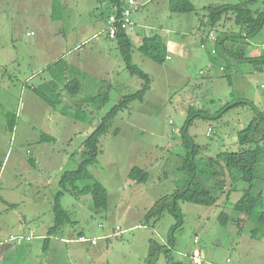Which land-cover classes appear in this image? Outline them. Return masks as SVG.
Returning a JSON list of instances; mask_svg holds the SVG:
<instances>
[{
  "label": "rangeland",
  "instance_id": "374dc122",
  "mask_svg": "<svg viewBox=\"0 0 264 264\" xmlns=\"http://www.w3.org/2000/svg\"><path fill=\"white\" fill-rule=\"evenodd\" d=\"M190 1L194 13L175 14L170 0H135L133 65L152 82L144 100L121 111L100 137L101 152L89 168L107 189L109 206L96 210L92 195L63 192L61 205L71 223L50 237L44 249L62 176L78 169L85 141L101 119L124 96L142 90L145 82L130 75L117 41L103 33L109 10L114 12L108 0H59L56 12L54 0H0V245L12 244L1 253L0 264H189L195 250L203 254L202 264H264V225L235 211L248 186L240 183L242 191L229 194L230 180L219 164L214 170L226 181L221 192L213 188L214 177L200 180L223 199L221 208L227 210L219 213L228 214L229 226L220 222L218 205L181 202V223L169 212L145 217L159 199L185 184L186 176L179 170L187 153L181 131L190 114L211 117L196 118L188 127V135L200 147L199 159L206 160L237 152L239 132L264 113V28L255 36L228 40L241 32L228 20L214 30L225 42L217 50L203 47L208 32L204 9L244 0ZM248 6L264 11V0ZM146 29L171 42L167 47L172 60L158 65L139 52ZM59 42L58 50L51 51ZM228 58L232 62L225 70L216 66ZM86 60L102 66L101 74H78L68 68L69 62ZM209 63L216 67L208 69ZM61 74L63 84L74 76L83 88L76 100L61 85L64 102L56 110L32 89ZM102 91L109 92L108 101L104 94L98 96ZM238 101L247 104L220 113ZM7 113L15 119L13 131ZM44 134L49 140L41 141ZM134 167L148 171V182L130 179ZM255 183L254 191L264 197V178ZM117 227L121 236L103 239ZM31 232L32 241L23 247L10 240ZM80 235L98 243L82 244ZM152 242L157 255L150 263Z\"/></svg>",
  "mask_w": 264,
  "mask_h": 264
},
{
  "label": "trees",
  "instance_id": "16d2710c",
  "mask_svg": "<svg viewBox=\"0 0 264 264\" xmlns=\"http://www.w3.org/2000/svg\"><path fill=\"white\" fill-rule=\"evenodd\" d=\"M108 1L113 8L118 6V8L121 9L124 5L122 0ZM255 2H258V0H244L239 4H223L205 8L204 12L205 17L207 18L205 26L208 28V32L206 39H203V43L211 41L209 43H212L213 46H215L214 50H217L218 44L224 43L225 39L221 41V38L218 37L215 39L214 37L212 38L211 36H208V34L214 32L215 29L222 26V24L228 20L233 21V24L241 29L239 34L227 36L226 38H228V40H235L238 37L248 38L258 34L264 28V11L252 10L249 8L248 3L254 4ZM58 4L59 0H54L55 12L58 9ZM169 6L171 12L175 14H191L196 11L195 5L190 0H170ZM131 35V33L126 31H121L118 34L116 41L119 45L126 69L129 71L130 75L142 79L145 84L139 92L124 96L113 108H111L112 110L101 119L97 129L85 141L84 160L81 162L78 169L65 173L62 176L59 183L60 191L52 206L55 221L54 225L49 229V238L45 242V248H47L51 236L61 230L65 224L71 223L70 214L61 205V198L64 194L63 192L69 191L73 194L83 196L92 195L93 205L96 210H107L109 206L110 199L107 189L93 177L89 168L96 163L101 152L99 145L100 137L109 131L114 120L121 111L127 109L129 105L135 101L142 102L144 100L146 93L151 88L152 82L149 74L133 65L132 49L134 44ZM168 45L159 34L154 32L143 37L138 50L141 54L156 64L164 65L168 60H172L169 56ZM231 59L232 58L225 59L219 64L217 61L216 66L225 70V65L231 63ZM244 61L248 60L245 59ZM207 68H214V65H211L210 68L208 66ZM200 74L203 75V71H201ZM62 76L63 74L59 75L58 78L50 83L32 89L33 92L56 110L62 106L64 102L63 94L58 90L59 87L63 85L64 80L62 79L64 78ZM81 85L79 79L75 77V79L66 82L63 86L69 96L76 99L81 90ZM108 87L110 91L113 89L110 85ZM44 91H48L50 96ZM103 94L105 95L104 100L108 101L110 98L109 92L102 91L98 96H102ZM246 104L247 103L244 101H238L235 102V104H228L220 111V113H226L233 108ZM68 106L70 107V105ZM76 113L78 114L77 110ZM6 115L9 120V128L13 131L15 119H12L11 114L7 113ZM196 118L210 119L211 117H207V115L202 113L198 115L190 114L188 121L182 128V140L187 153L179 170L186 176L185 184L182 188L176 190L171 195L159 199L147 211L145 215L146 219H149L160 212H169L179 218V222L181 223L183 218V214L179 208L181 202L200 205L207 208L215 206L220 199L219 195L217 194V196H214L211 193V190L202 184L200 178L205 175L209 178L214 177L215 183H213V188L216 190H222V185L226 183L225 177H220L219 179V174L214 170V166L219 164L226 171L227 177L230 180L229 194L231 191L238 189L240 183H244L248 186L243 189L242 198L235 204V211L238 214L247 215L248 219L264 225L263 192L254 191L256 184L255 181L260 177L264 178L261 174V171H264V113H259L246 129L239 132V150L237 152L221 153L216 157H210L206 160L202 158L199 159L200 147L196 145L193 138L188 135V127ZM113 134L117 135L118 131H114ZM46 140H49V137L44 134L41 141ZM129 177L130 179L143 184L148 182L150 175L146 169L134 167L131 170ZM219 220L222 225L227 226L228 217L225 212L220 215ZM156 255V248L152 242L149 255L150 263L155 262Z\"/></svg>",
  "mask_w": 264,
  "mask_h": 264
},
{
  "label": "built area",
  "instance_id": "2783aa9c",
  "mask_svg": "<svg viewBox=\"0 0 264 264\" xmlns=\"http://www.w3.org/2000/svg\"><path fill=\"white\" fill-rule=\"evenodd\" d=\"M135 0H129L127 3H124L123 7L121 9L118 8V6L114 7V12L111 13V15L107 19V29L103 31L106 32L108 38L112 40H116L118 37V34L121 31H126L128 33H135L137 25L134 22L132 15L135 11ZM169 45L171 42L168 43ZM211 65H209V68ZM122 231L120 227L116 228V231L108 235L106 238H114L116 236H121ZM33 234L31 236H12L11 240L17 242L19 245H22L26 241H30ZM78 241L80 243H91L92 245H96L98 243V239H86L85 237L78 238ZM198 242V238L196 239V243ZM204 256L199 250H195L192 255V263L191 264H202L204 262Z\"/></svg>",
  "mask_w": 264,
  "mask_h": 264
},
{
  "label": "crops",
  "instance_id": "0c3cea01",
  "mask_svg": "<svg viewBox=\"0 0 264 264\" xmlns=\"http://www.w3.org/2000/svg\"><path fill=\"white\" fill-rule=\"evenodd\" d=\"M124 3V2H123ZM112 9H113V7H112ZM111 13H112V10H109V12H108V14H107V17H106V19H108V17L111 15ZM65 30V29H64ZM66 31V30H65ZM152 33H154L153 32V30H148V29H146V30H144V36H146V35H150V34H152ZM143 36V37H144ZM208 36H211L212 38L214 37L215 39H217L218 37H217V35H215L214 34V32H211V33H209L208 34ZM70 37V34H68L67 36L66 35H64V39L65 40H67V38H69ZM131 37H132V35H131ZM143 37L142 38H140V39H143ZM71 39V38H70ZM170 41H168L167 42V45H168V43H169ZM202 43L204 42L203 41V39H202V41H201ZM141 43H142V40H141ZM207 42H205V44H204V46H206L207 45V48L209 47V48H211V49H215V46H213V44L212 43H207ZM62 43L61 42H59V43H56V44H52L51 45V47H50V50L51 51H57L58 50V48H59V46L61 45ZM141 45V44H140ZM170 45H172V44H170ZM203 46V47H204ZM122 56V55H121ZM171 57V56H170ZM210 58H211V56H210ZM210 60H212V58L210 59ZM104 66H107V61L105 60V63L103 64ZM209 65H210V63H209ZM208 65V66H209ZM214 65V64H213ZM97 65L95 64V63H90V62H88L87 60H86V62H77V61H75V63L74 62H69V65H68V68H70L71 70H73L75 73H78V74H94V73H98L99 75L101 74V71L100 70H102L101 69V67H96ZM214 67H216V66H214ZM72 68H74V69H72ZM94 68H96V70H94ZM108 68H109V66H108ZM111 69V68H110ZM212 69V68H211ZM67 70V72H68V69H66ZM109 72H110V70H109ZM112 72V71H111ZM105 73V72H104ZM97 74V75H98ZM78 78V77H77ZM72 79H75V77L74 76H71V79H66L65 81L66 82H68V81H71ZM82 85H81V90H80V92L82 91V88H83V83H81ZM95 84V83H94ZM64 85V84H63ZM110 86H112V85H110ZM112 88H113V86H112ZM80 92H79V94H80ZM63 94V93H62ZM78 94V95H79ZM78 98V97H77ZM77 98H76V100H77ZM70 108H71V106H70ZM73 109H76V108H73ZM78 112V111H77ZM42 139V138H41ZM237 190H239V191H242L241 189H236L235 191H237ZM221 197V196H220ZM222 204H223V199L222 198H220L219 199V201L217 202V204L215 205V206H220V207H217V211H218V217H220V215L222 214V213H224V211H222L221 213H219V211H220V209H222V210H227V209H224V208H221V206H222ZM227 217H228V220H227V226H229L230 224H231V221H230V219H229V216H228V214H227ZM115 231H116V229H115ZM114 231V232H115ZM33 234V232H31L29 235H27L26 237H28V236H31ZM113 234V233H112ZM109 235H111V234H109ZM108 236V235H107ZM107 236H105V237H103V239H110V238H106ZM12 237V236H11ZM16 237H18V236H16ZM52 237V236H51ZM80 237H84V236H82V235H80ZM80 237H78V238H80ZM32 238H33V236H32ZM32 238H31V241H32ZM49 237H47V238H45V242H46V240L48 239ZM51 239V238H50ZM11 240V239H10ZM31 241H26V242H24L21 246L23 247V246H25V245H28V243L29 242H31ZM11 242H13L12 240H11ZM49 243H51L50 242V240L48 241V245H47V249H48V246H49ZM46 244V243H45ZM83 244V243H82ZM92 245V244H91ZM12 246V244L11 245H0V255H2L1 253H3V252H5V251H7L8 249H10V247ZM44 249H46L45 248V245H44ZM193 253H194V251H193ZM193 253L191 254V256H190V258H191V263H192V255H193ZM204 259V258H203ZM191 263H189V264H191Z\"/></svg>",
  "mask_w": 264,
  "mask_h": 264
}]
</instances>
